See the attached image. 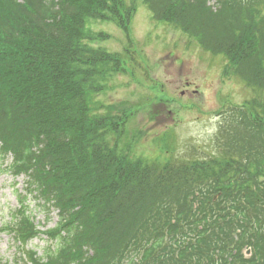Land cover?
Instances as JSON below:
<instances>
[{"label": "trees", "instance_id": "trees-1", "mask_svg": "<svg viewBox=\"0 0 264 264\" xmlns=\"http://www.w3.org/2000/svg\"><path fill=\"white\" fill-rule=\"evenodd\" d=\"M143 3L154 22L223 56V76L254 95L218 113L211 153L178 156L162 135L166 159L134 156L141 132L127 125L139 105L96 100L113 76L136 81L134 72L120 54L92 47L107 35L86 25L109 21L126 32L135 5L0 0V169L10 158L3 170L24 176L27 194L57 217L42 254L26 250V259L264 264V0ZM25 200L0 228L20 245L39 234Z\"/></svg>", "mask_w": 264, "mask_h": 264}, {"label": "rangeland", "instance_id": "rangeland-1", "mask_svg": "<svg viewBox=\"0 0 264 264\" xmlns=\"http://www.w3.org/2000/svg\"><path fill=\"white\" fill-rule=\"evenodd\" d=\"M125 1L127 5L136 6L128 26L129 38L115 23L90 22L87 26L94 33L108 35L106 41L97 42L94 47L122 53L123 57L127 48L126 60L131 54L133 61L126 62V66L130 72L135 70L136 81L129 74H118L107 82L106 87L109 88L100 93L97 100L104 104L134 105L142 101V97L145 100L149 96L167 101L165 106L140 107L134 113L127 125L130 135L137 137V131L141 132L133 148L134 156L152 161L166 159L169 154L162 148L167 143L161 145L157 141L162 135L169 136V146L178 156L199 158L201 152L211 153L218 113L254 94L238 80L223 77L226 63L222 57L202 51L171 26L153 22L142 0ZM151 80L158 84L156 89L150 88ZM25 181L22 176L13 179L0 171V227L10 221L12 213L18 208L19 198L25 191ZM28 203L39 230L54 226L56 212L44 213L33 196L28 197ZM44 240L40 236L22 248H32L41 254ZM16 249L10 235L0 234V264H26L20 260Z\"/></svg>", "mask_w": 264, "mask_h": 264}]
</instances>
